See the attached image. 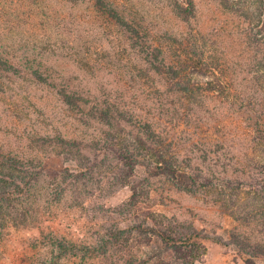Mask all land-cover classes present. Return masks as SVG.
I'll return each mask as SVG.
<instances>
[{"label":"rangeland","instance_id":"1","mask_svg":"<svg viewBox=\"0 0 264 264\" xmlns=\"http://www.w3.org/2000/svg\"><path fill=\"white\" fill-rule=\"evenodd\" d=\"M182 1L0 0V164L39 196L0 264H160L164 223L193 264H264V69L243 17Z\"/></svg>","mask_w":264,"mask_h":264},{"label":"trees","instance_id":"2","mask_svg":"<svg viewBox=\"0 0 264 264\" xmlns=\"http://www.w3.org/2000/svg\"><path fill=\"white\" fill-rule=\"evenodd\" d=\"M218 1L217 4L226 11L232 12L234 14H238L244 18L247 23V29L244 33L243 44L244 48L247 50L248 48V55L251 57L252 65L256 67H262L264 69V29L255 30L258 27H249V21L252 19L254 20L255 16L258 18H262L264 21V0H216ZM259 3L257 11L251 3ZM177 16H180L182 19H187V17H194L196 13V4L195 0H184L182 3H179L175 6L174 10ZM264 28V25H262ZM254 29V30H253ZM132 32V31H131ZM252 32H254L252 34ZM251 62V61H250ZM255 62H258L257 65ZM260 64V65H258ZM236 65V63H232V66ZM230 66V65H228ZM258 67V68H259ZM229 70H232V67H226L225 71L228 74H231ZM210 90V89H209ZM125 153H122L120 157L123 158ZM153 164L156 170L160 171L161 175L168 176L170 179L175 180V175L177 170H175V165L169 163V160L166 158L165 153H159L156 156V160H153ZM17 172V173H16ZM40 174H38L39 176ZM38 178L35 177L31 182L38 181ZM41 181V180H40ZM28 180H24V173L15 168H11V166H7V164H0V233L2 234L3 229L6 225L11 224L14 227H18L19 225H24L26 220L31 217L29 212H33L34 205H37L38 197H33L32 195L27 196V192L30 190ZM181 185V183H178ZM183 184V183H182ZM184 188H187L188 185L184 184ZM4 211L7 213H4ZM19 210L17 214H11V211ZM34 217L33 220L36 218L37 211L34 210ZM146 224V222H144ZM146 227L147 231L151 234L152 229L151 227L142 225ZM160 227H157L156 230L153 232L156 234L155 241L159 244L162 248V255L169 256L168 259H164L163 256L159 259L160 264H170L169 260L174 259L175 261H181L178 264H193L194 259L192 256V252L195 251L194 243L188 244L190 242L191 236H187L184 229L181 226H178L176 230H174L172 225L169 224H159ZM146 231V232H147ZM2 237V235H0ZM117 239L114 236V239L111 240L110 243H114L113 240ZM118 240V239H117ZM98 249L100 251L103 250L105 245L109 244L107 240L99 239ZM115 244V243H114ZM187 244V245H185ZM232 244L236 245L239 244L246 256L249 258L252 257L250 253H247V249L250 247L247 245L246 242L233 239ZM87 249V248H86ZM257 254H263L261 250L257 251ZM78 256V255H77ZM248 258V260H249ZM249 264H253L252 262H248Z\"/></svg>","mask_w":264,"mask_h":264}]
</instances>
